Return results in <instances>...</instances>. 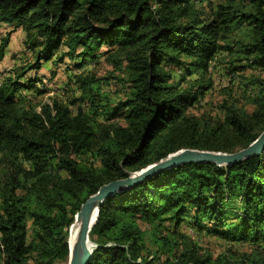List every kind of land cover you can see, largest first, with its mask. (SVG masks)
Returning a JSON list of instances; mask_svg holds the SVG:
<instances>
[{"label":"trees","instance_id":"trees-1","mask_svg":"<svg viewBox=\"0 0 264 264\" xmlns=\"http://www.w3.org/2000/svg\"><path fill=\"white\" fill-rule=\"evenodd\" d=\"M0 22L24 30L35 53L33 63L0 83V264L67 261L75 215L100 186L183 148L236 152L264 129V0H0ZM103 46L117 67L126 62L133 83L115 106L101 98L95 73L75 76L76 112L56 97L36 105L20 97L19 89L35 85L19 79L55 51L63 48L55 61L85 62ZM223 51L238 55L234 69L258 74V92L251 110L226 102L216 119L195 112L210 87L174 84L163 61L169 56L206 72ZM166 215L175 224L187 216L198 226L214 222L215 232L222 231L217 224L227 226L224 237L252 248L235 259L195 248L175 259L150 258L142 253L147 226ZM90 238L87 264H264V151L226 166L182 164L124 188L101 204Z\"/></svg>","mask_w":264,"mask_h":264},{"label":"rangeland","instance_id":"rangeland-1","mask_svg":"<svg viewBox=\"0 0 264 264\" xmlns=\"http://www.w3.org/2000/svg\"><path fill=\"white\" fill-rule=\"evenodd\" d=\"M211 1L217 4L224 0ZM209 15L210 12L205 14V16ZM6 37H8V45L4 50V55L0 57V83L7 77H16L20 68L35 61V53L25 46L24 30L14 29L13 26L0 22V45ZM102 49L103 53L85 62L80 57L69 58L67 56L61 62L55 61L63 53V48L55 51L51 59L42 61L40 68L29 70L19 79L20 82L26 84L30 83L29 79H34L32 83L35 85L32 89H19L20 97H24L26 102L31 101L35 105L47 102L51 97L71 103V100L80 94L78 85L75 83V76L95 73L101 98L110 106H115L131 93L133 83L127 71L126 62H122L120 68L117 67L114 64L115 61L105 54L107 48L103 46ZM181 61L188 63L191 59L182 55ZM241 63L236 53L230 55L228 51H223L216 54L206 72H201L190 64L179 66L177 62L169 61V56H165L163 68L171 74L173 83L178 86L195 87L199 84L209 86V90L205 89V92L198 97L199 110L195 112L206 111L207 115L212 118L223 119L222 105L226 102L236 103L247 110L253 108L251 98L258 92V89L252 84V80L258 74L251 69H234V66L241 65ZM37 89H40L41 93H37ZM77 105L70 104L74 112L77 111ZM100 119L104 121L103 116H100ZM239 205V199L231 200L233 209H237ZM163 218L147 226L142 253L150 258L165 259L169 256L175 259L186 249L195 248L199 254L210 253L215 258L223 253L227 258L235 259L252 248L250 241L224 237L222 232L225 229L229 230L227 226L217 224L222 231L215 232L210 227L216 224L207 220L198 226L188 216L178 224H175V220L168 218L167 215ZM28 225L31 236L30 219ZM142 227L146 229V224L142 223ZM58 264H68V260L58 262Z\"/></svg>","mask_w":264,"mask_h":264},{"label":"water","instance_id":"water-1","mask_svg":"<svg viewBox=\"0 0 264 264\" xmlns=\"http://www.w3.org/2000/svg\"><path fill=\"white\" fill-rule=\"evenodd\" d=\"M264 151V129L260 135L247 147L233 153L183 148L170 153L165 158L154 162L140 171L132 173L125 178L116 179L100 186L98 191L90 195L81 205L75 215V221L79 227L73 243L69 242V264H87L91 259L95 243L90 238V232L98 219L100 206L111 195L120 190L132 187L149 176L158 174L164 170L171 169L186 163H216L219 166H226L242 161L243 159L261 154ZM94 208H97V217L93 222ZM74 221V222H75Z\"/></svg>","mask_w":264,"mask_h":264},{"label":"bare ground","instance_id":"bare-ground-1","mask_svg":"<svg viewBox=\"0 0 264 264\" xmlns=\"http://www.w3.org/2000/svg\"><path fill=\"white\" fill-rule=\"evenodd\" d=\"M97 217V208H94V214H93V222L95 221ZM79 224L77 221H75L70 229H69V242L72 244L74 241V238L76 237L77 231H78ZM69 264V262H68Z\"/></svg>","mask_w":264,"mask_h":264}]
</instances>
